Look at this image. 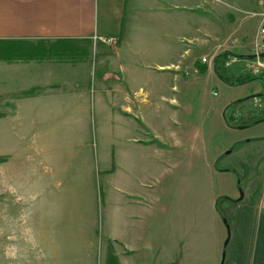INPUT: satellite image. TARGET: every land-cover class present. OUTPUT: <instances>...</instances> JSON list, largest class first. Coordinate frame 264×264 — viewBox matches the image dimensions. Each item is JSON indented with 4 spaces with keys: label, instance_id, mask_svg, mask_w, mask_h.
I'll list each match as a JSON object with an SVG mask.
<instances>
[{
    "label": "crops",
    "instance_id": "obj_1",
    "mask_svg": "<svg viewBox=\"0 0 264 264\" xmlns=\"http://www.w3.org/2000/svg\"><path fill=\"white\" fill-rule=\"evenodd\" d=\"M206 2L0 0V157L5 158L0 172L13 175V187L9 185L8 191L13 192L15 201H40L41 207H47L52 203L54 185L70 186L71 174L81 185V174L92 170V155L81 149L85 137L58 140L53 136L54 129L87 128L95 107L111 112L115 122L128 126V121L135 119L146 128L143 122L150 97L165 100L175 91L177 82L179 85L183 69L177 51L180 41L197 39V34H187L182 20L199 19L203 15L200 6ZM196 31H203L202 43L213 33L207 28L197 27ZM98 37L112 38L113 42ZM9 47L26 50L29 56L10 58L6 56ZM90 52L95 54L101 72L95 87L88 78ZM255 97L253 94L239 100L252 98L259 102L235 111L239 130L264 124L263 98L260 94ZM151 142L163 145L165 141L128 136L118 140L121 145L112 150L110 170L120 168L125 146L146 148ZM235 143L241 150H257L253 153L264 155V133ZM65 144L78 145V149L60 152ZM224 172L228 174L229 170ZM202 188L199 201V191L193 186L177 190L174 186L182 199L176 201L179 210L171 220L172 237L185 240V247H189V253L184 248L183 263L264 264V185L257 191L245 188L241 197L236 187L219 195ZM2 191L5 189L0 188ZM219 200L221 210L217 208ZM123 202L141 205L139 199L130 196H125ZM202 205L206 210L201 214ZM121 218L128 221L132 214ZM50 220L43 217L37 223ZM121 224L124 234L110 237L111 252L119 264H128L126 258L139 246L129 243V228ZM42 241L46 246L50 242L47 236Z\"/></svg>",
    "mask_w": 264,
    "mask_h": 264
},
{
    "label": "rangeland",
    "instance_id": "obj_2",
    "mask_svg": "<svg viewBox=\"0 0 264 264\" xmlns=\"http://www.w3.org/2000/svg\"><path fill=\"white\" fill-rule=\"evenodd\" d=\"M199 12L203 15L197 20H182L191 35L187 37L198 36L193 41H180L177 51L183 72L179 85L177 82L175 91L165 100L150 97L143 122L146 128L135 119L129 120L128 126L115 122L111 112L95 107L87 128L54 129L53 136L58 140L85 137L81 149L92 155L93 167L90 173L81 174V185L71 174L70 186L54 185L51 205L41 207L40 201H15L13 192L8 191L9 185L13 187V175L0 172V188L5 189L0 192V264H119L112 255L110 237L124 234L121 221L132 231L127 229L129 243L139 246L126 263L184 264L185 240L172 237L171 220L179 210L176 201L182 199L174 186L176 190L193 186L197 192L207 187L218 195L236 187L241 197L245 188L257 191L264 185V155L248 148L241 150L235 143L263 134L264 124L239 130L233 116L237 109L259 104L252 98L240 99L260 94L264 102V84L245 69L264 0H208ZM197 27L212 29L206 42H200L204 33L196 31ZM203 57L205 64L201 62ZM199 65L208 69L201 71ZM100 75L96 56L90 52L88 78L92 87ZM127 136L141 140L155 137L165 142H151L146 148L125 146L120 168L111 171L112 150ZM229 143L233 144L231 148ZM77 149L78 145L65 144L60 152ZM224 170H229L228 174ZM125 196L139 199L141 205L125 204ZM221 206L219 200L217 208L221 210ZM199 210L202 214L205 205ZM127 213L132 214L128 221L121 218ZM43 217L52 220L37 223ZM45 236L50 241L47 246L42 241ZM186 251L189 253V247ZM222 252L221 259L225 256Z\"/></svg>",
    "mask_w": 264,
    "mask_h": 264
},
{
    "label": "built area",
    "instance_id": "obj_3",
    "mask_svg": "<svg viewBox=\"0 0 264 264\" xmlns=\"http://www.w3.org/2000/svg\"><path fill=\"white\" fill-rule=\"evenodd\" d=\"M259 16L260 21L254 34V45L251 53L252 57L245 59V69L252 76L258 77L264 84V58L260 57V55L264 53V12L260 13ZM98 39L107 43L113 42L112 38L98 37ZM236 60L237 59L234 58L232 61L235 62ZM201 62L205 64L206 59L203 57ZM229 64V62L226 63V65ZM197 72L198 71L195 69L194 74Z\"/></svg>",
    "mask_w": 264,
    "mask_h": 264
},
{
    "label": "trees",
    "instance_id": "obj_4",
    "mask_svg": "<svg viewBox=\"0 0 264 264\" xmlns=\"http://www.w3.org/2000/svg\"><path fill=\"white\" fill-rule=\"evenodd\" d=\"M7 55L10 58H14V57H25V56H29V53H26V50H20V49H14L12 47H9L8 49H6ZM228 55V52H224V55ZM239 57L243 56V55H238ZM249 56V57H248ZM247 57L250 58L251 55H248ZM200 66V65H199ZM199 70L204 71L205 70V66H200ZM216 74H218L219 76H221L218 73V70L215 69ZM5 160L4 157H0V163L3 162ZM114 257V256H113ZM111 257V259L113 258Z\"/></svg>",
    "mask_w": 264,
    "mask_h": 264
},
{
    "label": "water",
    "instance_id": "obj_5",
    "mask_svg": "<svg viewBox=\"0 0 264 264\" xmlns=\"http://www.w3.org/2000/svg\"><path fill=\"white\" fill-rule=\"evenodd\" d=\"M252 57V56H251ZM261 58H264V53L260 55Z\"/></svg>",
    "mask_w": 264,
    "mask_h": 264
}]
</instances>
